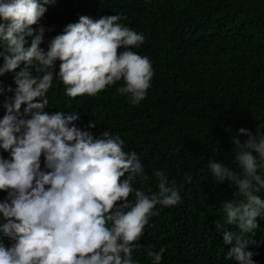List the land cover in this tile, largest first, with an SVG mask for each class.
<instances>
[{
  "label": "clouds",
  "instance_id": "obj_1",
  "mask_svg": "<svg viewBox=\"0 0 264 264\" xmlns=\"http://www.w3.org/2000/svg\"><path fill=\"white\" fill-rule=\"evenodd\" d=\"M54 3L0 0V76L14 72L16 84L0 118V149L10 153L7 159L0 153V191L7 192L0 200V264H139L133 250L158 214L156 206L181 202L175 181L154 169L158 191L146 194L134 187L138 178L150 179L145 166L136 151L124 150L119 135L106 129L97 137L76 125L78 112L46 109L54 78L73 99L95 96L123 80L117 92L139 104L154 76L149 57L132 50L145 37L122 24L119 14L81 15L45 50L41 45L51 29L39 22L46 5ZM4 91L0 84V94ZM96 124L91 121L86 128ZM262 129L240 128L233 138L239 171L216 160L208 165L215 181L236 189L231 200L221 201L224 219L216 226L223 244L231 245L226 258L240 264H255L253 253L246 251L253 241L245 237L260 227L257 217H264V199L258 195L264 189L258 174L264 161ZM239 134L248 139L241 142ZM185 179L190 183L192 177L185 174ZM233 224L238 232L225 227ZM153 248L147 246L146 255L151 264H161L165 248Z\"/></svg>",
  "mask_w": 264,
  "mask_h": 264
},
{
  "label": "trees",
  "instance_id": "obj_2",
  "mask_svg": "<svg viewBox=\"0 0 264 264\" xmlns=\"http://www.w3.org/2000/svg\"><path fill=\"white\" fill-rule=\"evenodd\" d=\"M46 7L39 22L51 29L41 45L45 50L81 15L119 14L122 24L145 37L132 50L149 57L154 76L139 104L117 92L123 80L95 96L73 99L54 78L46 109L78 112L76 125L97 137L106 129L119 135L124 150L136 151L145 166L150 179L138 178L134 187L146 194L149 189L158 191L154 169L175 181L181 202L156 206L158 214L146 225L133 259L151 264L146 248L154 246L153 251L165 248L161 264H240L226 258L231 245L223 244L216 226L224 219L221 201L231 200L236 189L215 181L208 165L216 160L239 171L233 138L240 128L255 133L264 125V0H55ZM14 76V72L0 76L5 89L0 94V118L5 103L14 98ZM91 121H96V127L87 129ZM239 139L244 142L248 136L239 134ZM0 153L10 158L3 149ZM41 163L43 168V157ZM260 163L258 174L264 178V161ZM185 174L192 177L190 183ZM258 195L264 199V189ZM6 197L7 192L0 191V200ZM257 220L260 227L246 234L253 241L246 251L253 253L255 264H264V217ZM225 227L239 231L235 224ZM4 241L12 243L7 237Z\"/></svg>",
  "mask_w": 264,
  "mask_h": 264
}]
</instances>
